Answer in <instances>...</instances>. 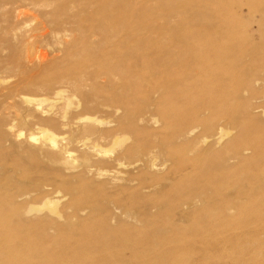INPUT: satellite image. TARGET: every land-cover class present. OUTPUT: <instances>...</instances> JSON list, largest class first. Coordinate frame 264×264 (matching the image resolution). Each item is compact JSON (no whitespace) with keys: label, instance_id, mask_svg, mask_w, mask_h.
<instances>
[{"label":"rangeland","instance_id":"1","mask_svg":"<svg viewBox=\"0 0 264 264\" xmlns=\"http://www.w3.org/2000/svg\"><path fill=\"white\" fill-rule=\"evenodd\" d=\"M150 2V9L158 5ZM179 16L169 29H189L214 41L213 54L204 61L226 82L229 106L236 109L230 117L205 109L201 89L211 95L212 86L200 80L197 68L168 85L165 75L141 67L138 58L125 60L138 72L125 87L118 83L117 93L129 106L116 117L88 112L62 82L36 80L37 90L22 89V76L5 71L14 40L0 38L1 226L4 220L7 230L35 246L43 229L55 252L87 253L93 264H144V257L149 264H264V168L239 169L241 147L264 138V26L262 37L255 34L245 43L241 35L215 32L221 26L215 10ZM151 23L131 29L138 41L122 47L121 60L135 49L142 54L145 34L155 29ZM234 44L245 48L239 63L229 50ZM35 49L61 68L66 53H77L49 36ZM191 51L184 52L185 59ZM178 81L186 85L181 97L172 88ZM92 114L93 120L83 119ZM112 120L118 124L114 137L97 138ZM218 129L228 133L222 141ZM29 136L37 142L29 143ZM227 144L231 149L224 158L202 166V158Z\"/></svg>","mask_w":264,"mask_h":264},{"label":"bare ground","instance_id":"2","mask_svg":"<svg viewBox=\"0 0 264 264\" xmlns=\"http://www.w3.org/2000/svg\"><path fill=\"white\" fill-rule=\"evenodd\" d=\"M137 1L0 0V32L2 35L0 38L6 41H9V39L14 40V43H11V55L5 71L20 74L24 80L20 87L27 91L38 89L34 85L36 80L59 81L56 84L62 82L61 84L64 83L74 95L82 98L88 112H95L96 114L100 111H108L111 117H116L122 112L123 108L125 110L130 104L127 100L121 101L122 98L117 93L118 83L121 82L125 87L127 80L134 76L133 73L138 72L128 69L125 60L138 58L139 63L141 62L140 66L150 68V72L158 69L155 73L160 72L162 76L165 75L168 85L177 83V79L174 82V77H188L192 72L191 69L197 68L196 72L200 76V80L206 81L212 86L211 95L204 93L201 89L202 94L205 96V98H202L206 100L204 103L205 109L213 114L221 109L223 116L230 117L236 109L229 106L225 89L226 82L221 79L220 72L217 73L204 61L213 54L215 43L212 38L208 35L204 37H201L200 34L194 35L189 29H169L168 24L172 18H179V15L193 12V10H215L219 14L217 17L221 24L220 27L214 28L215 32L225 35V37L227 35L237 37L241 35L246 43L255 34L262 37L264 0H139V5H136ZM150 1H154L158 5L154 9H150ZM73 9L79 11L74 13ZM244 9L247 12L246 16L242 15ZM138 13H141V15L134 20L133 15H138ZM194 18L196 19L198 16H194ZM148 22L158 30L153 29L149 32V35H147L148 33L145 34L146 40L140 44V52L142 54L146 53L140 56L142 54L138 55L139 53H137L139 49H135L131 52V55L137 54L138 57L127 53V57L121 60L119 57L122 47L124 45L128 46L129 42L135 38L131 29H145ZM71 25L77 27L74 30L75 32L68 30ZM47 26L50 29H47ZM48 36L60 41L68 49L69 47L76 48L77 53H66L63 59L67 67L61 68L62 66L59 65L56 59H48L44 52L35 49L38 40ZM134 41L137 42L138 40L134 39ZM217 44L222 45L223 42ZM189 50H192L191 55L188 53L189 59H185L184 52ZM229 50L236 54L235 62L239 63L244 56L245 48H241L238 44L236 47L234 44ZM2 51L0 46V52ZM256 59L259 58L256 57L254 60ZM145 71L146 69H143L142 73ZM157 77L160 78V76ZM180 82L178 81V83ZM251 84H253L252 81ZM172 88H175L176 93L180 95L186 89V85L181 82L177 86L173 85ZM170 91L167 92L170 93ZM170 94L172 95V93ZM167 97H162V99L166 100ZM262 98L264 97L262 96ZM28 102L32 104V100H28ZM38 106H40V103L33 105L36 109H38ZM91 116L94 115H86L83 119L91 121L93 120ZM107 125L110 126L102 130L97 138L114 137L113 134L118 125L117 121H109ZM89 131L88 128L87 132ZM227 134L223 133L222 129H218L216 138L222 141ZM45 136H48V134ZM49 140L54 143L53 139ZM27 141L35 144L37 138L29 136ZM230 146V144H227L223 151L209 153L201 159L202 166L207 168L212 162L224 158L231 149ZM241 151L239 169L264 168V162H262L264 138L248 141L241 147ZM248 154H252L251 159L247 157ZM230 172L225 171L226 174H230ZM227 178V176H222L220 180H226ZM179 187L175 188L178 189ZM4 213L3 211L0 212V214ZM0 227L2 228L0 229V264H93V260L90 259L87 253L66 255L62 252H55L51 236H46L41 228L37 232L39 243L35 246L25 238L22 240L17 233L12 234L7 230L8 227L4 220ZM19 232L22 236L24 235L23 228H20ZM78 246L84 251L83 248L86 247V243L81 242ZM27 252L32 253L34 256L31 258L26 256V258ZM141 257L139 258L140 261ZM146 260L144 257V264H149Z\"/></svg>","mask_w":264,"mask_h":264}]
</instances>
